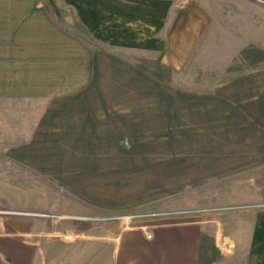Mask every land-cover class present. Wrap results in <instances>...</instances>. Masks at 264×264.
<instances>
[{
	"label": "rangeland",
	"instance_id": "obj_1",
	"mask_svg": "<svg viewBox=\"0 0 264 264\" xmlns=\"http://www.w3.org/2000/svg\"><path fill=\"white\" fill-rule=\"evenodd\" d=\"M171 6L170 57L168 49L164 58L123 51L119 59L116 52H103L101 95L95 87L88 90L86 111L100 107L105 113L86 114V132L74 131V146L68 137L66 146L60 144L52 164L60 178L37 180L42 189L28 186L35 179L11 187L14 201L32 208L42 201L45 208L43 186L51 183L58 203L79 217V231L58 234L63 239L82 236L84 226L88 236L145 224L149 217L179 219L177 214L215 207L237 210L256 196L264 200V0ZM14 149L1 146L0 154ZM59 215L0 208V219L49 221ZM102 215L121 223L90 219Z\"/></svg>",
	"mask_w": 264,
	"mask_h": 264
},
{
	"label": "crops",
	"instance_id": "obj_2",
	"mask_svg": "<svg viewBox=\"0 0 264 264\" xmlns=\"http://www.w3.org/2000/svg\"><path fill=\"white\" fill-rule=\"evenodd\" d=\"M187 1L0 0V147H18L0 154V208L62 214L49 221L0 219V264H264V200L255 193L237 210L229 205L177 214L179 219L149 217L145 224L88 236L84 226L82 236L72 240L58 234L78 232L74 220L79 217L69 216L73 208L58 203L51 183L43 186L45 208L42 201L38 208L26 207L11 195L15 181L35 179L28 186L42 189L37 180L60 178L52 167L60 144L66 146L70 138L74 146V131L86 132V114L105 113L100 107L86 111L88 90L95 87L101 95L103 52H116L119 59L123 51L170 57L171 5ZM108 56L109 61L114 57ZM63 129L71 133L61 135ZM90 219L121 223L104 215ZM97 243L99 248L91 247Z\"/></svg>",
	"mask_w": 264,
	"mask_h": 264
},
{
	"label": "built area",
	"instance_id": "obj_3",
	"mask_svg": "<svg viewBox=\"0 0 264 264\" xmlns=\"http://www.w3.org/2000/svg\"><path fill=\"white\" fill-rule=\"evenodd\" d=\"M226 249H227V250H229V248H228V247H226Z\"/></svg>",
	"mask_w": 264,
	"mask_h": 264
}]
</instances>
